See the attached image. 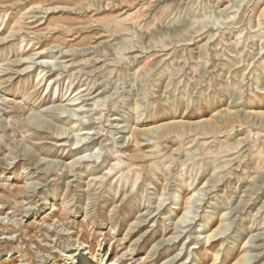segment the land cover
Instances as JSON below:
<instances>
[{
	"label": "rangeland",
	"instance_id": "1",
	"mask_svg": "<svg viewBox=\"0 0 264 264\" xmlns=\"http://www.w3.org/2000/svg\"><path fill=\"white\" fill-rule=\"evenodd\" d=\"M115 258L264 264V0H0V264Z\"/></svg>",
	"mask_w": 264,
	"mask_h": 264
},
{
	"label": "bare ground",
	"instance_id": "2",
	"mask_svg": "<svg viewBox=\"0 0 264 264\" xmlns=\"http://www.w3.org/2000/svg\"><path fill=\"white\" fill-rule=\"evenodd\" d=\"M260 112V111H259ZM74 251V250H73ZM121 258V257H120ZM120 258H115L112 261L109 262H105V264H117L118 262H120ZM105 260V259H104ZM73 264H77V262H74ZM78 264H82V262H79ZM238 264H245L244 262H240L238 261Z\"/></svg>",
	"mask_w": 264,
	"mask_h": 264
}]
</instances>
